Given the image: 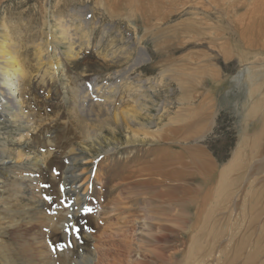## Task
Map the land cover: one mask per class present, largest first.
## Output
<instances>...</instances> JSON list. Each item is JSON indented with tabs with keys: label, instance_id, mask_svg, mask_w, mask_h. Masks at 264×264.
<instances>
[{
	"label": "rangeland",
	"instance_id": "rangeland-1",
	"mask_svg": "<svg viewBox=\"0 0 264 264\" xmlns=\"http://www.w3.org/2000/svg\"><path fill=\"white\" fill-rule=\"evenodd\" d=\"M4 20L15 35L22 33L15 42L29 46L34 75L28 104L35 111L28 113L42 126L32 140L27 136L29 142L9 145L13 153L26 154L18 171L0 163V264H188L174 254L186 253L189 239L177 236L166 212L176 214L171 198H183L178 191L189 176L174 180L183 164L162 161L180 153L190 165L192 154L206 156L211 147L221 162L232 158L235 103H242L237 96L264 76V0H0L1 25ZM59 21L67 40H61ZM43 43L58 51L55 61H39L36 45ZM71 43L83 45L78 57L64 54ZM249 67L250 76L232 80ZM94 80L102 98L91 96ZM81 92L93 101L76 114L74 98ZM142 101L148 118L133 121L131 131L107 118V112L123 113ZM14 129L7 123L0 138L15 136ZM94 131L102 134L85 140ZM184 136L191 137L188 143ZM177 141L182 143L173 145ZM70 166L74 175L68 180ZM74 185L85 194L77 216L72 211L81 197ZM158 237L164 250L147 242ZM237 242L231 241L229 254ZM211 260L204 264H224Z\"/></svg>",
	"mask_w": 264,
	"mask_h": 264
},
{
	"label": "bare ground",
	"instance_id": "bare-ground-1",
	"mask_svg": "<svg viewBox=\"0 0 264 264\" xmlns=\"http://www.w3.org/2000/svg\"><path fill=\"white\" fill-rule=\"evenodd\" d=\"M145 14L147 13H144V15ZM58 26L62 27L61 40L64 41L69 39L68 30L66 29V27H64L60 21L58 22ZM26 30H28V28ZM13 31L14 30L11 24L6 22L5 20L2 23V25L0 24V129L1 130L4 129L8 123L12 127L15 126L14 131L16 132V135L11 138L9 136H6V140L11 139L8 142L5 139L0 138V159H1L0 163L4 162V164L7 165L6 170L18 171V169L22 166L21 164L24 158L26 157V154L24 152V149L22 150L19 149L17 153H13L9 145L11 144L16 145L18 143H22L23 141L29 142L30 140H32L33 135L38 133V130L41 128L42 125L41 126L36 125L34 120L35 119L34 117L36 115L33 113H28L30 111H35L33 109L34 104L33 105L28 104V100H30L32 97L31 96L33 92L32 81L34 75L31 68L29 67L30 63L28 62V58L26 54L28 49H26L25 51V48L29 46L23 43L17 44L15 42L14 37L20 38L22 37V33L16 31L17 34L15 35ZM210 44H214V43H210ZM74 45L76 44L75 43L70 44L69 49L64 53L67 54L66 57L68 58L78 57L80 53L83 51L82 49L83 45L81 47L78 45L77 47H74ZM237 45H239V43ZM36 47L37 49L35 50V53L39 54L38 55L39 61H41L43 64H44L43 60H45V62L48 63L49 61L56 60L58 51L55 49V51L51 53L50 49L52 47H50L49 43L36 45ZM141 51L144 52L143 49ZM262 52L264 54V46L262 48ZM112 57L115 58V56ZM56 67L59 71H62L63 73V66L61 65V63L60 65L58 63ZM38 68L40 69V67ZM253 69L254 68H250V67L245 68L244 71L240 72L232 80H236L241 75H243L244 77L250 76L253 72ZM173 71L180 74L179 76L183 74L182 71H180L179 73L177 69ZM127 74L124 75L126 76ZM179 76L177 77L174 75L172 79L177 83H179L180 81ZM122 81L123 80H121V82ZM93 83L95 84L94 87L96 90L93 89L94 92L91 90L92 91L91 96L97 97V95L99 94V97L102 98L103 96L101 95L104 94L102 87H99L98 84H96V81ZM116 85L114 84V86ZM108 86H110V84ZM121 86L122 85H120L119 87ZM255 86H259V87H257V90L254 91L253 87ZM74 87L75 90L76 85ZM116 88L117 87H115V89ZM246 89L247 90H245V92L242 95L237 96L238 100H241L240 102L242 103L241 104H239V102L235 103L236 105L235 113L237 115V121H238L237 129H236L237 144H236V148L233 149L232 151V158L229 161L221 162V158H218L213 153L212 147L210 148L211 152L209 151V153L206 156L200 157L197 156L196 154L194 155L192 154L190 165H184L182 161L184 156L183 154L181 155L180 153L171 155L170 160L163 158L164 161H162V164L168 161L173 165L183 164L184 171L178 175L171 176L174 180L179 177L184 178L189 176L187 180L189 181V183H187V186L180 188L178 191L179 193L183 194L182 196L183 198L177 199L176 196L171 198L172 200L171 203H176V205H178L179 207V209L176 211V214L172 215L171 211L173 210H171V208L169 213L166 212V214H168V217L170 218V221H174L177 225V229L175 230L172 229L171 227L170 228L173 231H175V233H177V236H183L185 239H187V241L189 239L188 251L183 254L177 252L174 254V256H178V258L180 256L182 259H185L188 264H190V262H193V264H204L208 260L217 257L220 258V260L224 262V264H262L263 261L264 222L262 224L261 222L259 223V219H260L259 216H262L264 214V208H263L264 205V76L262 78H257L255 80L252 79L251 83L249 84V86H247ZM91 91H89V93ZM81 93L83 94L79 93L74 98V108L75 109L77 108V111H75L76 114L78 113V111L79 112L81 111L82 114L85 113L86 110L89 109L86 108L87 107L86 105H88L86 104V101H89L91 103L93 101V98L90 97V95L89 98L88 95L87 96L85 95L86 92H81ZM110 94L111 93L109 92V95L108 94L107 95L110 96ZM83 95L84 97H82ZM108 96L105 97L107 101L108 99H110V97ZM131 97L132 99L136 98L133 96ZM135 100L133 101L135 102ZM103 102L105 103L106 100ZM131 106L130 107L128 106L127 107L128 109H126V111L120 109L124 111L123 113L116 112V114H114L113 112L112 114L107 112V116H108L107 118L113 119L114 123L121 124L125 126L129 131H131L129 125L133 121L143 120L149 115V106L144 101L140 102L137 105H134L132 108ZM105 108L109 110L110 105L105 104ZM162 110L163 112L166 111L165 104ZM162 110L159 111L161 112ZM135 115H138V117H135ZM38 118H40V115L38 116ZM6 119L8 121H5ZM110 119L106 120L104 124L108 125ZM103 121L104 119L100 120L99 123ZM190 129L191 127H185L184 129L185 133L189 132ZM229 130L231 129H228L227 131ZM26 131L28 132L27 134L25 133ZM100 134L102 133L100 132L98 134L97 131H94V133L87 135L85 140H91L94 137L99 136ZM27 136L30 138V140L27 139ZM184 137L185 138L183 143L186 142L188 143L191 137L190 136L188 137L184 136ZM177 143L181 144L182 142L177 141L174 142L173 145H176ZM98 148L106 149V146L105 147L102 146V144L99 142ZM111 150L112 149L109 148L106 150V152L110 153ZM79 151L83 152L81 149H79ZM101 152H105V150ZM6 160H8L9 163H6ZM67 171L68 172H66V175L68 176L66 178L68 180H71L72 175H74L73 174L74 172L72 171V167L71 166L68 167ZM71 171L73 173H71ZM261 176L263 178H261ZM73 188H75L76 192H78L76 196L78 195L79 197H81L80 198L81 200H78L79 198L77 197L78 201H76V202L81 201V204H77L79 205L77 206L78 208L74 205L77 209L73 207L75 208V210L72 211V214L74 216H77L85 206L84 204L85 194L80 192L79 191L80 189L78 190L75 187V185L73 186ZM174 192L175 191H173V193ZM187 196H189V199H187ZM67 200L69 202V199ZM187 215L191 217L187 219L188 217ZM236 238L238 239L236 247L232 246V249L235 252L233 255H230L233 252L232 250L230 254L228 253L230 243L231 241L233 242L234 239ZM147 242H149L150 246H155L158 248L161 247L162 250H164L165 248L164 238L162 239L158 237L157 239H149ZM145 257H148V255H146ZM178 261L180 264L181 260ZM211 261L214 262V260ZM91 264H93V261L91 262ZM155 264H165V263L158 260L156 261Z\"/></svg>",
	"mask_w": 264,
	"mask_h": 264
}]
</instances>
